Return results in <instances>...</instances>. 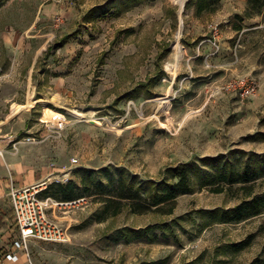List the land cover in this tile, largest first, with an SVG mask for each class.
Here are the masks:
<instances>
[{"label":"rangeland","instance_id":"374dc122","mask_svg":"<svg viewBox=\"0 0 264 264\" xmlns=\"http://www.w3.org/2000/svg\"><path fill=\"white\" fill-rule=\"evenodd\" d=\"M106 1L0 0V259L16 235L8 197L11 182L37 184L43 176L44 188L53 180L75 178V168L104 165L158 178L169 165H202L204 156L234 155L240 164L264 154V6L260 14L241 20L235 13L244 15L247 1L236 10L241 0H220L211 11L196 14L193 2L185 8V0L179 15L173 0H144L126 7L116 3L85 20L91 7ZM233 22L241 28L229 27ZM215 23L217 36L211 27ZM179 30L182 55L177 61L171 45ZM158 68L162 77L157 83L139 86ZM236 74L254 77L253 96L218 89ZM134 91L137 97L130 95ZM33 98L40 100L7 118L13 106ZM49 108L62 118H46ZM62 170L71 174L66 177ZM199 173L193 169V190L177 197L173 215L181 216L178 239L115 240L116 227L143 226L155 217L122 212L91 221L102 203L82 197L48 209L69 238L64 243L31 241V260L264 264L259 259L264 214L206 224V210L233 206L242 194L215 192ZM253 187L256 193L264 191V171ZM250 234L246 248L223 249Z\"/></svg>","mask_w":264,"mask_h":264},{"label":"trees","instance_id":"16d2710c","mask_svg":"<svg viewBox=\"0 0 264 264\" xmlns=\"http://www.w3.org/2000/svg\"><path fill=\"white\" fill-rule=\"evenodd\" d=\"M117 1L107 0L91 7L84 15L85 20L91 21L92 18L101 16L111 9V5L116 3L121 7H126L144 0ZM219 1L188 0L185 3V8H188L193 2L195 13L200 14L203 11H211ZM263 6L264 0H247L244 15L235 13V16L241 20L244 16L252 17L253 13L260 14ZM256 8L258 10L253 12ZM232 28L239 30L241 25L233 22ZM166 50L168 51V48ZM3 53L4 50L1 55ZM161 77L162 70L158 68L156 74L143 83H139V86H152ZM130 95L137 97L139 93L134 91ZM202 159V165L198 164L197 161L169 165L158 178L140 177L122 165L81 166L73 170L75 178H69L65 181H50L40 192L45 197L50 196L63 202L82 197H92L93 200L102 204L92 213L91 221L93 219L98 222L104 221L108 218H114L122 212L135 215L151 214L155 217L154 221L143 226L125 224L116 227L114 239L124 242L140 238H146L149 241H155L159 238L164 240L178 239L177 230L180 227L181 216L173 214L177 197L193 190L192 171L194 168L200 172L199 175L204 176V185H214L211 188L213 191H226L227 193L236 191L242 194L239 201L233 206L206 210V213L210 215L206 224L238 222L264 214V191L256 193L253 187L256 179L264 171V154L257 155V159L251 156L241 161L240 164L235 163L234 155L231 157L228 155L204 156ZM205 167L208 169L206 170ZM90 220H86V222ZM251 238L252 235L250 234L243 239L228 242L223 245V249L232 252L240 251L251 243ZM260 255V261L264 262V244Z\"/></svg>","mask_w":264,"mask_h":264},{"label":"built area","instance_id":"2783aa9c","mask_svg":"<svg viewBox=\"0 0 264 264\" xmlns=\"http://www.w3.org/2000/svg\"><path fill=\"white\" fill-rule=\"evenodd\" d=\"M216 24H211L215 36L219 34ZM256 85L254 77L239 74L227 80L218 89L223 92L237 93L241 98H249L255 94ZM33 138L27 136L26 139L33 140ZM41 184L43 182L27 185H15L11 182L9 185L8 197L15 220L16 235L12 239L11 246L3 253L0 264H10L19 261L20 258H23L26 264H35L29 252V243L33 240L56 243L68 241L66 228L51 218L48 213L52 205L64 202L50 196L41 197L39 194L43 188L40 187ZM79 199L81 198L65 202L71 203Z\"/></svg>","mask_w":264,"mask_h":264},{"label":"bare ground","instance_id":"6f19581e","mask_svg":"<svg viewBox=\"0 0 264 264\" xmlns=\"http://www.w3.org/2000/svg\"><path fill=\"white\" fill-rule=\"evenodd\" d=\"M174 3H176V5L178 6V14L180 15L181 12L183 11V7H184V1L185 0H173ZM179 35H180V30L177 32L175 40L173 41L171 47H172V52L175 55L177 61L180 59L181 55H182V48H181V44L179 42ZM40 100V99H31L27 104H16L15 106H13L12 112L8 114L7 118L11 116L12 113L17 112L19 109L22 108H26L27 106H30L32 104H34L35 101ZM78 116H81V113L75 112ZM46 118L51 119L52 121H56L59 118H62V115H60V113L54 109L49 108L48 111L45 114ZM93 121L96 124H99L100 121L98 119H93Z\"/></svg>","mask_w":264,"mask_h":264},{"label":"crops","instance_id":"0c3cea01","mask_svg":"<svg viewBox=\"0 0 264 264\" xmlns=\"http://www.w3.org/2000/svg\"><path fill=\"white\" fill-rule=\"evenodd\" d=\"M242 2L239 4V8H236V10H241V9H243L244 7H245V4H246V1L247 0H241ZM225 22L226 23H229L230 22V18H227L226 20H225ZM229 27H231L232 28V25L231 24H229ZM239 75V74H238ZM235 76H237V74L236 75H233V76H230L229 78H227L226 80H224L221 84H219V86L220 85H222V84H224L227 80H229V79H231V78H233V77H235ZM219 86H218V88H219ZM214 90H215V88H214ZM213 92V91H212ZM63 172H64V174L66 175V177L67 176H69L70 174H71V171H68V170H62ZM52 174V172H48L46 175L47 176H49V175H51ZM39 180V179H38ZM40 181H42L43 183L44 182H46V180L43 178V176H41V180ZM35 182H39V181H35ZM41 182V183H42ZM32 183H34V182H31V183H28V184H32ZM15 185H27V184H17V183H14ZM10 203V202H9ZM58 204H61V203H58ZM10 205V204H9ZM55 205V204H54ZM57 205V204H56ZM10 209H11V207H10ZM141 255V252H138V254H137V256H135L134 258H137V257H139ZM10 264H26L25 262H24V259L23 258H20V260L19 261H15V262H11ZM144 264V263H143Z\"/></svg>","mask_w":264,"mask_h":264}]
</instances>
